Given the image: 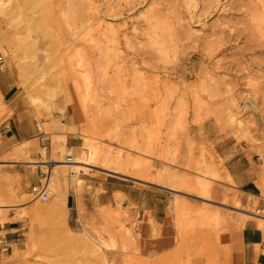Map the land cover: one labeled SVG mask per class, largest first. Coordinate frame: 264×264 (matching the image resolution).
<instances>
[{"label":"rangeland","instance_id":"374dc122","mask_svg":"<svg viewBox=\"0 0 264 264\" xmlns=\"http://www.w3.org/2000/svg\"><path fill=\"white\" fill-rule=\"evenodd\" d=\"M17 1L0 125L23 96L40 140L0 139V264H234L244 221L264 235V0Z\"/></svg>","mask_w":264,"mask_h":264},{"label":"crops","instance_id":"0c3cea01","mask_svg":"<svg viewBox=\"0 0 264 264\" xmlns=\"http://www.w3.org/2000/svg\"><path fill=\"white\" fill-rule=\"evenodd\" d=\"M17 86L13 78L6 70H0V94L2 99H9L15 95ZM37 131V123L32 117L31 105L27 103L26 99L15 97L10 112L0 125V139L2 147L6 148L14 142L36 139L40 140ZM69 145H76L75 138H66V143ZM237 164V163H235ZM5 166H13L14 171L22 175L19 162L13 164L4 163ZM232 166V165H231ZM37 178L31 176L28 180L29 185H36ZM105 189L114 190L115 188L123 189L125 185L109 183L105 180L102 183ZM19 222L11 220V216H7V220L0 223V254L6 255L11 251L12 245H17L19 239ZM264 235L261 234L253 221L246 220L242 227L238 230L235 237V252L234 264H264Z\"/></svg>","mask_w":264,"mask_h":264},{"label":"bare ground","instance_id":"6f19581e","mask_svg":"<svg viewBox=\"0 0 264 264\" xmlns=\"http://www.w3.org/2000/svg\"><path fill=\"white\" fill-rule=\"evenodd\" d=\"M17 1V0H16ZM34 1V0H33ZM7 2V1H6ZM12 2V1H11ZM14 2V1H13ZM12 2V3H13ZM9 4H10V1L8 2ZM8 3H6V4H8ZM16 3V2H15ZM6 4H4V3H0V13L1 12H4L5 11V9H6V7H3V5L5 6ZM8 4V5H9ZM17 4H18V1H17ZM20 5V4H19ZM7 6V5H6ZM11 6V5H10ZM9 6V7H10ZM13 6V5H12ZM14 6H15V4H14ZM12 9V8H11ZM14 9V8H13ZM10 11V10H9ZM16 13V12H15ZM96 21H98V18L96 19ZM98 23V22H97ZM94 25V24H93ZM92 24H91V26H93ZM92 28V27H91ZM89 30V29H88ZM87 34V33H86ZM16 39V38H15ZM137 87V86H136ZM237 122V121H236ZM234 123V122H233ZM240 123V122H239ZM241 124V123H240ZM239 124V125H240ZM88 144V143H87ZM79 149V154L81 153L82 154V159H83V161H86V158H87V156H89L90 154H92V152H91V150H88L87 148H86V144L85 143H83L81 146H80V148H78ZM88 153H89V155H88ZM75 169V168H74ZM74 171H76V174H77V171L78 170H74ZM72 172V171H71ZM75 176V175H74ZM73 177V176H72ZM48 184V183H47ZM48 186V185H47ZM45 191L47 192V198H48V195H49V191L45 188ZM212 192V191H211ZM127 231V230H126ZM129 232L127 231L126 233H124L126 236H127V234H128ZM130 235V234H129ZM97 247V246H96ZM106 249V248H105ZM101 259H102V257H101ZM103 262V264H105V262H104V260L102 261ZM107 264V263H106Z\"/></svg>","mask_w":264,"mask_h":264},{"label":"built area","instance_id":"2783aa9c","mask_svg":"<svg viewBox=\"0 0 264 264\" xmlns=\"http://www.w3.org/2000/svg\"><path fill=\"white\" fill-rule=\"evenodd\" d=\"M30 191L32 194L37 195L41 200L47 199V192L40 182H38L36 185H33L30 188ZM261 248L264 249V245H262Z\"/></svg>","mask_w":264,"mask_h":264}]
</instances>
